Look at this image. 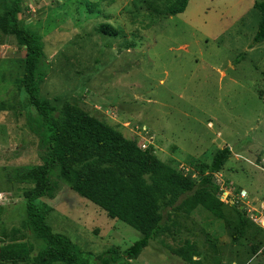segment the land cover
Returning <instances> with one entry per match:
<instances>
[{
	"label": "rangeland",
	"instance_id": "obj_1",
	"mask_svg": "<svg viewBox=\"0 0 264 264\" xmlns=\"http://www.w3.org/2000/svg\"><path fill=\"white\" fill-rule=\"evenodd\" d=\"M88 1L97 7L90 10L87 0L24 2L18 18L44 42L41 96L58 98L60 109L78 107L131 140L139 142L145 127L156 155L195 180L196 162L211 164L228 147L232 156L215 174L220 189H241L251 202L264 203V42L254 43L258 0H189L184 13L167 19L161 13L170 0ZM150 3L161 11L152 12ZM4 11L0 0V16ZM102 25L116 33L104 34ZM25 56L15 38L0 31V252L28 240L25 192L34 184L20 173L41 165L20 89ZM45 202L52 207L47 222L53 231L95 256L110 247L124 251L142 237L60 180ZM223 212L222 220L201 206L173 213L169 231L132 264H190L177 254L186 241L196 246L199 264H264V229L249 223L234 244L237 215L229 205ZM0 264L12 263L0 258Z\"/></svg>",
	"mask_w": 264,
	"mask_h": 264
},
{
	"label": "trees",
	"instance_id": "obj_2",
	"mask_svg": "<svg viewBox=\"0 0 264 264\" xmlns=\"http://www.w3.org/2000/svg\"><path fill=\"white\" fill-rule=\"evenodd\" d=\"M2 1L5 11L0 16V31L14 37L26 51L20 89L26 94V107L30 108L28 127L39 139L41 165L20 173L23 180L34 184L25 192L24 227L28 240L4 246L1 260L12 264H132L152 241L169 231L168 224L175 212L189 213L201 206L216 219H226L223 209L228 205L217 197L221 189L214 179L232 156L228 147L219 150L211 164L196 162L194 170L199 179L195 180L189 170L185 174V169L180 171L163 162L154 145L143 150L138 141L78 107L67 105L60 109L58 98L41 96L40 88L47 75L43 68L44 42L26 19L18 18L25 10V0ZM188 3L189 0H170L161 17L184 13ZM87 6L92 10L97 4L87 0ZM148 8L154 13L161 11L156 3H150ZM255 8L260 14L254 37L257 44L264 42V0H258ZM100 29L104 34L116 33L109 25ZM59 180L110 219L127 224L142 237L124 251L110 247L95 256L80 250L66 235L55 233L47 222L52 207L45 199L56 195ZM230 207L238 218L232 235V242L237 244L246 226L254 223L246 212ZM38 241L44 243L42 248ZM177 254L190 264H199L195 260L197 248L191 241H186Z\"/></svg>",
	"mask_w": 264,
	"mask_h": 264
},
{
	"label": "built area",
	"instance_id": "obj_3",
	"mask_svg": "<svg viewBox=\"0 0 264 264\" xmlns=\"http://www.w3.org/2000/svg\"><path fill=\"white\" fill-rule=\"evenodd\" d=\"M139 136L141 140L138 142V145L141 149L146 150L149 145H154V138L145 127L141 128ZM262 164L264 166V159ZM217 197L222 203L235 206L243 212H246L248 218L254 224L264 229V206H259V208H257L255 204L250 201L249 194L246 191L240 190L239 193H236L232 190L231 193H229L221 189Z\"/></svg>",
	"mask_w": 264,
	"mask_h": 264
},
{
	"label": "crops",
	"instance_id": "obj_4",
	"mask_svg": "<svg viewBox=\"0 0 264 264\" xmlns=\"http://www.w3.org/2000/svg\"><path fill=\"white\" fill-rule=\"evenodd\" d=\"M7 47V46H6ZM8 48V47H7ZM6 53H8V54H10L11 53V51L10 50H7V52ZM8 58V57H7ZM250 196V195H249ZM254 204H255V206L257 207V208H259V206H264V203H262V202H260V203H258L257 201H252Z\"/></svg>",
	"mask_w": 264,
	"mask_h": 264
},
{
	"label": "water",
	"instance_id": "obj_5",
	"mask_svg": "<svg viewBox=\"0 0 264 264\" xmlns=\"http://www.w3.org/2000/svg\"><path fill=\"white\" fill-rule=\"evenodd\" d=\"M214 182H217V180H216V179H214Z\"/></svg>",
	"mask_w": 264,
	"mask_h": 264
}]
</instances>
